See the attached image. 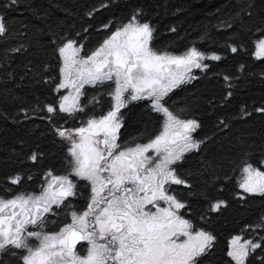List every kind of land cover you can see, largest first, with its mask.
<instances>
[{"label":"snow or ice","instance_id":"snow-or-ice-1","mask_svg":"<svg viewBox=\"0 0 264 264\" xmlns=\"http://www.w3.org/2000/svg\"><path fill=\"white\" fill-rule=\"evenodd\" d=\"M19 3L0 0V38ZM37 18L0 63L7 85L5 63L32 57L15 83L32 99L3 90L16 107L0 121L25 132L5 161L20 167L0 177V264H264V98L228 111L242 83L264 88V0L221 20L219 49L178 44L146 0ZM216 77L218 97L194 83ZM35 129L50 149L32 146ZM230 210L251 218L217 257L213 225Z\"/></svg>","mask_w":264,"mask_h":264},{"label":"trees","instance_id":"trees-1","mask_svg":"<svg viewBox=\"0 0 264 264\" xmlns=\"http://www.w3.org/2000/svg\"><path fill=\"white\" fill-rule=\"evenodd\" d=\"M94 3H98V0H20L17 10L11 12L8 16V37L0 38V63L4 62L6 54L12 55L10 53L11 48L18 47L21 44L27 46L33 41V26L41 23L37 17L44 18L47 16V23L65 19L71 20L72 16H78L85 7ZM242 3L243 0H146L150 11L158 16L162 30L166 31L170 26L177 27L179 33L177 37L178 44L182 46L190 41H196L202 48L216 47L217 49L228 38L227 33L220 30L221 20L238 11ZM67 13H72V16H68ZM105 15H109V13H105ZM241 23L243 21H238L237 32L240 31L239 25ZM205 31L210 34V39L207 44H201L200 37ZM19 33H25L26 35H19ZM181 37L184 39H180ZM243 39L245 43H249L247 36H244ZM249 46L251 47V45ZM30 58L32 57L27 54L16 55L10 66L5 63V67H8L9 71H15L16 80L7 85L4 84L3 80H0V111L4 109L14 111L16 107L11 97L7 100L4 99L3 90L5 87L14 89V92L19 96H26L29 100L32 99L28 95L30 92L28 87H15V83L27 85L28 81L21 82L19 76ZM248 59L250 57L247 54H243L238 58L241 61ZM256 70L258 71V69ZM220 71L238 72L237 60H225ZM194 83L202 93L208 96L216 95L218 97L223 90L221 77ZM241 88V95L233 101L232 106L228 109L229 112H235L242 103L250 106L264 98V88L258 83H242ZM236 126L239 127V124ZM40 131V129H35L34 135L29 138L30 143L32 146L39 144L43 150H48L51 145L40 139ZM24 132V129L16 125L0 121V177L14 168L20 167L18 164L5 166V161L12 154V150L18 147L16 141L19 136L24 135ZM51 162L48 161V163ZM23 187L28 190L37 189L38 183L28 182ZM250 218L246 214L230 210L225 217L214 222L213 230L217 235V257L223 255L232 235L238 234L242 223Z\"/></svg>","mask_w":264,"mask_h":264}]
</instances>
